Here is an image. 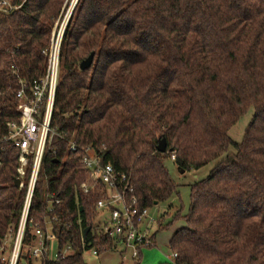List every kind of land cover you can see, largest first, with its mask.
Wrapping results in <instances>:
<instances>
[{
  "label": "trees",
  "instance_id": "obj_1",
  "mask_svg": "<svg viewBox=\"0 0 264 264\" xmlns=\"http://www.w3.org/2000/svg\"><path fill=\"white\" fill-rule=\"evenodd\" d=\"M0 1L9 4L0 11L1 138L17 120L18 80L46 76L69 0ZM91 52L92 65L81 71ZM250 110L235 143L228 132ZM51 128L57 136L41 163L20 250L25 264H86L85 252L114 249L95 223L102 194L79 188L88 181L80 152L88 147L125 174L150 210L178 196L164 164L171 155L184 173L225 156L189 186L187 213L180 217L179 208L172 218L185 223L168 243L174 264H264V0H78L60 46ZM160 139L165 153L156 151ZM17 155L8 145L0 154V244L15 233L24 199L25 189L13 186ZM46 221L57 254L33 260L34 225L45 231Z\"/></svg>",
  "mask_w": 264,
  "mask_h": 264
},
{
  "label": "built area",
  "instance_id": "obj_2",
  "mask_svg": "<svg viewBox=\"0 0 264 264\" xmlns=\"http://www.w3.org/2000/svg\"><path fill=\"white\" fill-rule=\"evenodd\" d=\"M77 1L72 0L64 23L56 37L54 36L48 52L49 66L46 76L29 83L18 80V90L15 94L17 120L6 124V133L0 138V154L4 151L5 145L18 151L15 179L19 180L18 189H25L17 229L0 244L2 253L8 244L11 245L12 238V249L10 248L6 256L4 254L0 256L3 264H18L25 227L31 223L29 210L41 163L48 144L57 136L55 129L51 128V118L58 84L59 52L65 28ZM7 9L8 2L0 1V11ZM67 150L69 153L78 151L74 143H70ZM80 152L88 181L82 183L79 188L83 194L98 189L103 197L97 201L96 211H105L108 214L107 222L100 224L102 233L112 239L115 248L122 245L124 250H130L131 258L136 260L142 249L154 246L153 235L157 231L154 229L158 228L159 217L152 216L150 209L139 206L124 173L115 171L108 163H103L102 158L90 147ZM174 158V155H171L173 161ZM54 204H58V201ZM44 226L45 231L38 224L34 225V244L29 248V256L33 260L40 259L43 255L51 256L50 249L46 246V242L54 240L51 222H44ZM88 253L94 258L98 256L93 249ZM175 258L176 254L172 253L169 264H174Z\"/></svg>",
  "mask_w": 264,
  "mask_h": 264
},
{
  "label": "rangeland",
  "instance_id": "obj_3",
  "mask_svg": "<svg viewBox=\"0 0 264 264\" xmlns=\"http://www.w3.org/2000/svg\"><path fill=\"white\" fill-rule=\"evenodd\" d=\"M67 10L65 11L63 17L57 22V28L55 31H58L61 28V25L64 23L65 16L67 15L70 6L72 5V0L68 1ZM56 37V36H55ZM53 43V42H52ZM252 116V110H250L247 115L242 117L228 132L229 137L235 143H239L243 137L244 130L248 125L250 118ZM233 150L231 148L228 149V153H232ZM225 156H222L219 160H222ZM214 161L207 165L206 167L198 170V171H189L180 173V171L175 167L171 156L166 159L164 162L166 169L168 170L172 180L178 186V196L171 198L168 202L159 204L152 208L150 213L154 217H159V221L162 223L163 228L158 230L155 228V245L151 248H144L141 251V258L138 261L139 264H165L168 263V259L171 260L172 251L168 247V243L172 234L185 226V223L182 219L176 220L171 223L173 216L176 211L181 208L180 217L185 215L189 206V186L195 182L201 181L208 176L210 170L216 165L219 161ZM171 208L169 209V207ZM98 217L95 221L100 224H105L108 220V214L105 211H98ZM167 213V215L161 220L160 216ZM101 228V227H100ZM12 249V238L11 245H7L6 250ZM116 249L123 250L119 254L118 251H110L101 256H97L100 258L102 256L105 257V264H135L133 259L131 258V251L123 248L122 245H117ZM50 252L52 258H54L57 254V245L53 242L50 245ZM25 256L24 251L19 254L18 264H25L22 259ZM102 257V258H104ZM21 258V259H20ZM83 259L86 264H98V261H94L93 256H91L88 252L83 254Z\"/></svg>",
  "mask_w": 264,
  "mask_h": 264
},
{
  "label": "water",
  "instance_id": "obj_4",
  "mask_svg": "<svg viewBox=\"0 0 264 264\" xmlns=\"http://www.w3.org/2000/svg\"><path fill=\"white\" fill-rule=\"evenodd\" d=\"M93 58H94V52H91L86 59H84L83 61L80 62L79 69L81 71H85V70L89 69L90 66L92 65ZM156 151L159 152V153H165L166 152V142H165L164 139H160L158 141L157 146H156ZM180 173H183V171H180ZM13 186L15 188L19 187V180L18 179L14 180ZM89 229L90 228H87V229L84 230V232H83V241H84L86 233L89 231Z\"/></svg>",
  "mask_w": 264,
  "mask_h": 264
},
{
  "label": "crops",
  "instance_id": "obj_5",
  "mask_svg": "<svg viewBox=\"0 0 264 264\" xmlns=\"http://www.w3.org/2000/svg\"><path fill=\"white\" fill-rule=\"evenodd\" d=\"M50 242L53 243L54 240H51ZM154 245H155V242H154ZM49 249H50V247H49ZM113 251H118V253L120 254L121 251H123V250H121V249L118 250V249H116V248L114 247V249L112 250V252H113ZM102 255H103V254H102ZM98 256H101V255H98ZM102 257H104V256H102ZM102 257H100V258H94V257H93V259H94V261H98V264H105V257H104V258H102ZM133 261H134V260H133ZM169 261H170V260L168 259L167 262L169 263ZM33 263L35 264V262H33ZM85 263H86V262H85Z\"/></svg>",
  "mask_w": 264,
  "mask_h": 264
}]
</instances>
